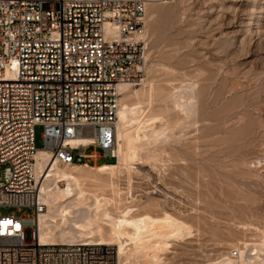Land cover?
I'll return each mask as SVG.
<instances>
[{
	"label": "rangeland",
	"instance_id": "rangeland-1",
	"mask_svg": "<svg viewBox=\"0 0 264 264\" xmlns=\"http://www.w3.org/2000/svg\"><path fill=\"white\" fill-rule=\"evenodd\" d=\"M152 10L145 62L132 89L143 80L168 90L188 87L181 91L190 90L197 109L189 120L167 101L174 105L167 103L169 120L183 122L149 151L155 154L132 159L130 183L122 172L114 189L87 188L114 199V214L127 207L144 212L148 200L158 203L152 214L167 211L187 222L192 235L172 242L163 254L168 264L237 258L243 242L248 253L264 235V0H170ZM35 132V145L43 148V126ZM116 162L102 152L89 165ZM0 213L35 215L31 206L0 207Z\"/></svg>",
	"mask_w": 264,
	"mask_h": 264
},
{
	"label": "built area",
	"instance_id": "built-area-1",
	"mask_svg": "<svg viewBox=\"0 0 264 264\" xmlns=\"http://www.w3.org/2000/svg\"><path fill=\"white\" fill-rule=\"evenodd\" d=\"M169 1L0 0V207L35 211L31 218L0 213V264H114L111 245H44L36 237L46 205L35 127L43 126V148L61 163L114 156L118 85L139 80L146 11ZM81 135L95 141L71 145Z\"/></svg>",
	"mask_w": 264,
	"mask_h": 264
},
{
	"label": "bare ground",
	"instance_id": "bare-ground-1",
	"mask_svg": "<svg viewBox=\"0 0 264 264\" xmlns=\"http://www.w3.org/2000/svg\"><path fill=\"white\" fill-rule=\"evenodd\" d=\"M156 3L161 4L154 2L151 5L156 6ZM154 5L146 11L147 21L144 18V29L141 33L143 39L148 32V19L156 14V10H152ZM132 85L133 82L127 81L118 85L120 95L115 121L116 141L113 146L116 163L67 164L54 160L47 149L37 150L35 173L40 188V200L46 205L44 212L38 215L36 237L40 243L114 245L118 264H168L164 261L163 254L170 249L172 242L182 241L192 235L191 226L182 218L167 211H163L161 215L152 214L149 208L156 202L147 200L146 210L141 213H133L134 208L127 207L121 211L116 208L114 214V206L110 208L114 199L91 192L87 188L88 185L99 186L101 190L107 186L113 188L116 185L115 179L122 172L128 182L132 180V159L140 158L145 152L152 153L149 152L151 149L155 151L154 146L171 136L173 125L183 122L182 118L181 122L179 118V122L176 118V122L170 118L174 123L170 122L167 101L176 104L184 117H190L189 113L192 114L197 109L194 108L195 103L191 102L194 97L190 90L181 91H185L186 87L181 90L172 87L168 90L167 87L155 85L150 80H143L141 88L132 89ZM171 104L169 108L174 107ZM94 141V136L81 135L71 139L70 143L73 146L86 147ZM61 182H65L66 187H62ZM243 243L246 249L239 247L240 254L237 258L223 255L205 264H264V257H261L264 253V235L261 236L260 243H253L251 252H246L248 243ZM107 259L116 264L114 254Z\"/></svg>",
	"mask_w": 264,
	"mask_h": 264
}]
</instances>
